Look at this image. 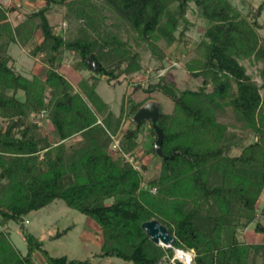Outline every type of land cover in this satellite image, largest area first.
<instances>
[{"label": "trees", "instance_id": "obj_1", "mask_svg": "<svg viewBox=\"0 0 264 264\" xmlns=\"http://www.w3.org/2000/svg\"><path fill=\"white\" fill-rule=\"evenodd\" d=\"M31 1L43 5L14 25L16 9L0 0V264H37L39 258L40 264H92L50 256L26 228V253L12 244L8 224H24L28 214L56 200L97 225L102 258L184 264L173 260L181 250L194 253L191 264H264V226L256 223L264 191V38L257 20L264 1L251 18L231 0ZM53 7L75 24L72 37L55 33L48 19ZM106 10L161 68L169 55L159 42L168 48L183 42L189 10L206 23L197 58L185 64L192 78L201 79L198 89L179 91L160 76L145 90L172 102L158 122L166 160L148 177L140 139L147 121H133L148 100L129 98L116 117L96 92L100 77L110 82L141 70L139 52L109 29ZM12 44L42 59L44 79L13 67ZM66 53L74 55L77 71H89L90 56L101 69L75 88L59 71ZM242 61L259 66L260 85ZM226 109L247 130L245 137L217 120ZM249 136L252 142L231 156L230 149ZM114 138L119 144L113 150ZM151 220L167 228L172 248L155 245L142 230ZM254 223L257 238L240 240L239 232Z\"/></svg>", "mask_w": 264, "mask_h": 264}, {"label": "rangeland", "instance_id": "obj_2", "mask_svg": "<svg viewBox=\"0 0 264 264\" xmlns=\"http://www.w3.org/2000/svg\"><path fill=\"white\" fill-rule=\"evenodd\" d=\"M264 0H231L233 6L237 8L244 16L251 18L255 14L257 8ZM1 4L6 7H13L16 11L10 14L11 22L16 25L24 20L26 14L39 9L43 3H35L31 0H1ZM192 8L193 5L191 4ZM109 18L107 24L109 29L118 35L123 40H128L135 51L140 54V72L134 74L130 78L122 76L117 80L107 81L105 76L100 77L96 88L97 94L108 104L109 109L117 117L120 115L121 108L129 107L127 100L131 98L135 102L152 101L160 109L162 113L170 112L172 102L163 97L159 93L148 94L145 90L149 85L158 82L160 76H165L166 80L173 84L177 90H197L201 85V79L192 78L186 71L185 64L197 58L198 44L202 40L203 31L206 27L205 21L189 10L187 18L191 22V27L186 31L185 38L182 43L174 44L170 48L166 47L164 42H159V45L169 55L168 60L163 62V67H160L158 62L147 49L144 44L137 45L134 42V35L126 31V26L118 20L109 11L105 12ZM50 23L56 28L55 33L72 37L77 29L74 23H70L64 18V10L59 7H53L48 13ZM258 22L262 29L258 31L259 35L264 38V9L258 17ZM181 30V29H180ZM178 34V33H177ZM30 48V47H29ZM29 48H21L18 45L12 44L9 53L14 58L13 67L22 75L31 78L38 74L44 79V63L40 57L32 58L29 55ZM76 60L73 54L66 53L59 71L77 88L82 79H91L92 71H77L74 68ZM245 67L247 74L252 76L253 81L258 85L261 80L258 76L257 65H250L248 61L241 62ZM92 82V80L90 81ZM264 107V88L261 90ZM40 118V117H39ZM217 120L225 124L230 131H233L239 137H245L247 130L239 123L232 110L226 109L224 112H219ZM39 125H42L40 119H37ZM150 122H145L142 126L141 136V153L144 156L142 163L147 164L149 172L147 177L154 169L159 168L161 158L154 155L153 146L156 136L151 135ZM252 138L249 136L246 140L240 143L237 147L230 149V155L236 156L244 146L249 145ZM156 163V164H154ZM264 191L262 192L258 203L256 213V223L260 222L264 226ZM8 233L12 244L23 254L26 253V244L22 236L20 225L15 223L8 224ZM24 227L29 233L34 235L43 244V249L46 250L52 257H67L69 260L89 261L92 264H132L124 262L116 257L102 258L101 243L102 235L97 225L88 217L79 212L68 208L63 201L56 200L51 205L28 214L25 217ZM66 234L60 237H55L57 233ZM238 238L242 241L251 242L257 238L255 232V223L242 230L238 234ZM165 248V247H164ZM194 258L193 252H187ZM179 260L184 264H188L178 257L174 251L173 260ZM40 258L36 259L37 264H40ZM192 263V262H191Z\"/></svg>", "mask_w": 264, "mask_h": 264}, {"label": "water", "instance_id": "obj_3", "mask_svg": "<svg viewBox=\"0 0 264 264\" xmlns=\"http://www.w3.org/2000/svg\"><path fill=\"white\" fill-rule=\"evenodd\" d=\"M86 64L89 71H92L94 74H98L101 67L94 61V57L90 56L86 60ZM162 116L159 107L152 101L146 103L134 116L133 121L135 124L140 125L143 121L150 122L151 127L156 135V140L154 142L153 151L155 154L163 159L166 160V156H164L162 152V142H163V132L160 129L158 122ZM21 230H24V224L20 225ZM142 230L146 233L149 237L151 242H153L157 246L165 247V248H172L174 244L173 236L168 232L167 228L160 224L157 220H151L145 222L141 226ZM177 252L185 253L181 250H175ZM192 259L188 264H191Z\"/></svg>", "mask_w": 264, "mask_h": 264}, {"label": "bare ground", "instance_id": "obj_4", "mask_svg": "<svg viewBox=\"0 0 264 264\" xmlns=\"http://www.w3.org/2000/svg\"><path fill=\"white\" fill-rule=\"evenodd\" d=\"M178 257L187 263H189L190 260L192 259V255L186 252L185 253L178 252Z\"/></svg>", "mask_w": 264, "mask_h": 264}, {"label": "built area", "instance_id": "obj_5", "mask_svg": "<svg viewBox=\"0 0 264 264\" xmlns=\"http://www.w3.org/2000/svg\"><path fill=\"white\" fill-rule=\"evenodd\" d=\"M118 144H119V139L114 138V142L112 143L111 149H117L118 148ZM126 157V161L132 162V158H130L129 156H125Z\"/></svg>", "mask_w": 264, "mask_h": 264}]
</instances>
